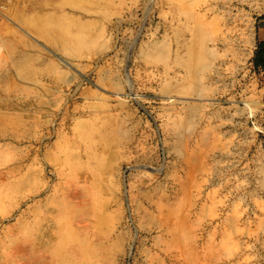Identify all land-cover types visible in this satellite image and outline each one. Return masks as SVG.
<instances>
[{
    "label": "rangeland",
    "instance_id": "rangeland-1",
    "mask_svg": "<svg viewBox=\"0 0 264 264\" xmlns=\"http://www.w3.org/2000/svg\"><path fill=\"white\" fill-rule=\"evenodd\" d=\"M262 17L0 0V264H264Z\"/></svg>",
    "mask_w": 264,
    "mask_h": 264
},
{
    "label": "crops",
    "instance_id": "crops-1",
    "mask_svg": "<svg viewBox=\"0 0 264 264\" xmlns=\"http://www.w3.org/2000/svg\"><path fill=\"white\" fill-rule=\"evenodd\" d=\"M255 50H256L255 58L257 59L256 63L258 64L259 67L264 69V17L259 18L257 20V39H256Z\"/></svg>",
    "mask_w": 264,
    "mask_h": 264
}]
</instances>
